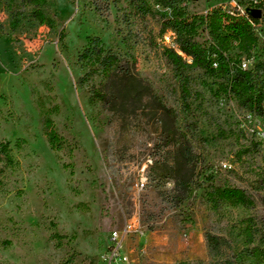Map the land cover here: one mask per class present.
I'll return each mask as SVG.
<instances>
[{
    "label": "rangeland",
    "instance_id": "1",
    "mask_svg": "<svg viewBox=\"0 0 264 264\" xmlns=\"http://www.w3.org/2000/svg\"><path fill=\"white\" fill-rule=\"evenodd\" d=\"M48 1L52 29L26 0H0V144L13 160L0 151V264H258L244 230L264 219V117L203 70L185 73L191 96L183 99V77L164 56L173 35L154 1L147 16L128 0ZM227 4L259 20L261 44L242 63L264 62V14L255 15L253 0H188L187 11L204 16ZM93 38L136 59L142 100L115 112L90 103L78 57ZM196 41L209 47L208 29ZM46 119L60 151L49 145ZM168 136L197 157L201 188L189 206L164 199L174 189L165 178ZM212 184L241 188L255 204L214 210L205 197ZM210 236L227 242L222 254Z\"/></svg>",
    "mask_w": 264,
    "mask_h": 264
},
{
    "label": "trees",
    "instance_id": "2",
    "mask_svg": "<svg viewBox=\"0 0 264 264\" xmlns=\"http://www.w3.org/2000/svg\"><path fill=\"white\" fill-rule=\"evenodd\" d=\"M32 7V16L41 25L54 28L56 20L51 14L52 5L48 0H26ZM130 5L142 16L152 15L154 10L150 1L160 9L163 30L173 34V46H166L164 56L172 65L177 77H183L182 96L186 101L191 93L187 88V71L203 70L207 75L221 81L220 89L236 100L238 105L258 117H264V62H257L249 69L242 68L241 58L250 60L253 52L260 46L261 39L254 24L259 20L252 15L242 14L231 4L218 6L204 16L190 15L187 11L188 0H128ZM257 9H264V0H259ZM206 28L211 37L209 47L200 45L196 38L201 28ZM0 29L1 26H0ZM63 39V33L60 36ZM237 54L230 56L233 50ZM78 63L87 69L79 81L88 88L90 103L100 102L110 111L129 98L141 99V80L136 73V59L129 55H120L106 49L99 38L90 39L87 47L80 53ZM101 77L99 86L90 84L93 77ZM142 100V99H141ZM47 138L53 151H60L61 138L50 119L45 120ZM170 148L167 150L165 178L174 181V189L164 199L175 207H180L194 199L201 188L195 180L197 157L184 142H174L170 136ZM0 151L9 165L13 164L10 150L6 144H0ZM169 162V163H168ZM206 200L214 210L223 204L253 207L255 202L243 189L237 187H219L211 185L205 194ZM245 243L252 247L249 255L258 263L264 264V219L251 220L246 226ZM227 242L218 237H209V247L216 255Z\"/></svg>",
    "mask_w": 264,
    "mask_h": 264
},
{
    "label": "built area",
    "instance_id": "3",
    "mask_svg": "<svg viewBox=\"0 0 264 264\" xmlns=\"http://www.w3.org/2000/svg\"><path fill=\"white\" fill-rule=\"evenodd\" d=\"M253 1L255 2V5H254L255 11H259V12H262V13L264 14V9H257V8H256V6H257V4L259 3V1H257V0H253ZM234 7H235V6H234ZM236 8H237V7H236ZM237 9H238V8H237ZM238 10H240V9H238ZM240 12H241L242 14H245V13L242 12L241 10H240ZM246 15H252V14H246ZM256 25H258V24H254L255 30H256ZM172 35H173V34H172ZM166 39L169 40V37H166ZM242 68H243V69H247V66H246L245 63H242ZM144 186H145V181L143 180V181H141L140 188L142 189V188H144ZM113 236H114V239H115V240L118 238V234H117L116 232L113 234Z\"/></svg>",
    "mask_w": 264,
    "mask_h": 264
},
{
    "label": "water",
    "instance_id": "4",
    "mask_svg": "<svg viewBox=\"0 0 264 264\" xmlns=\"http://www.w3.org/2000/svg\"><path fill=\"white\" fill-rule=\"evenodd\" d=\"M255 15L259 17L260 16V12L259 11H256L255 12Z\"/></svg>",
    "mask_w": 264,
    "mask_h": 264
}]
</instances>
